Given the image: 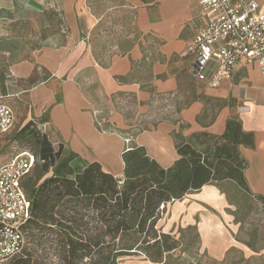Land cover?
<instances>
[{"label": "crops", "instance_id": "obj_1", "mask_svg": "<svg viewBox=\"0 0 264 264\" xmlns=\"http://www.w3.org/2000/svg\"><path fill=\"white\" fill-rule=\"evenodd\" d=\"M252 1L264 11V0ZM204 24L197 0H0V43L31 46L27 57L9 61L0 74V103L15 99L16 121L35 123L53 147L76 153L80 171L97 162L116 178L124 176L126 150L144 147L170 168L180 144L205 152L209 139L237 121L254 140L239 147L246 192L264 207V76L258 64L242 60L217 88L196 80L189 49ZM115 100L134 107L135 116L126 118ZM104 111L107 119H100ZM105 122L114 130H102ZM230 186L244 191L222 181L163 207L162 233L194 230L198 237L194 251L181 249V263L264 262V245L246 242L230 212ZM238 257L246 262L237 263ZM119 264L153 263L138 257Z\"/></svg>", "mask_w": 264, "mask_h": 264}, {"label": "trees", "instance_id": "obj_2", "mask_svg": "<svg viewBox=\"0 0 264 264\" xmlns=\"http://www.w3.org/2000/svg\"><path fill=\"white\" fill-rule=\"evenodd\" d=\"M18 138L30 140L39 159L22 183L32 200L25 245L7 264H52L46 261L52 253L58 260L53 264H119L132 256L162 263L179 247L175 237L158 228L163 207L222 181H234L247 191L239 147L254 144L253 136L230 120L226 133L209 139L212 145L205 152L190 142L180 144L179 159L170 168L144 147L126 150L124 176L116 178L97 162L76 171L72 163L77 154H64L62 146L56 150L33 122Z\"/></svg>", "mask_w": 264, "mask_h": 264}, {"label": "built area", "instance_id": "obj_3", "mask_svg": "<svg viewBox=\"0 0 264 264\" xmlns=\"http://www.w3.org/2000/svg\"><path fill=\"white\" fill-rule=\"evenodd\" d=\"M197 1L205 24L197 29L189 49L195 56L190 69L194 78L217 88L242 60L258 64L264 76V11L259 4L252 0ZM15 122L13 109L0 103V138L14 129ZM35 165L36 156L30 153L0 165V264L9 263L24 248V226L32 200L22 183Z\"/></svg>", "mask_w": 264, "mask_h": 264}, {"label": "rangeland", "instance_id": "obj_4", "mask_svg": "<svg viewBox=\"0 0 264 264\" xmlns=\"http://www.w3.org/2000/svg\"><path fill=\"white\" fill-rule=\"evenodd\" d=\"M25 30L30 33V27H25ZM2 41V40H0ZM31 46L27 42H20V43H6L1 42L0 43V74L5 72L7 70L8 62L10 61H18L21 60L24 57H27L30 54ZM7 51H12L14 54L12 58H7L5 56V53ZM4 101V100H3ZM17 101L15 99H8L7 101H4L5 104L12 107L16 104ZM118 102L115 100L114 104L116 109L121 112L126 118H132L135 116V109L134 107H130L128 105L121 106V104H117ZM162 104V102H160ZM158 105L160 108H163V105ZM164 109V108H163ZM161 110V109H160ZM18 111V110H17ZM162 111V110H161ZM155 112V109H151L148 114H152ZM163 113V111H162ZM108 111H104L102 115H100V119H107ZM159 118H164V114H160ZM158 118V119H159ZM144 121V122H143ZM147 119L144 118L142 120V124L147 123ZM101 122V121H100ZM100 126L102 127V130H108L112 131L114 128H112L110 125L108 126L107 123H101ZM25 126H23V122L21 121V118L17 117V121L15 122L14 129L4 137L0 138V165L8 163L16 156L30 153L35 155L36 148L33 145V143L30 140H27L25 138H18V134L22 131V129ZM42 134L44 132L39 129ZM127 136V135H126ZM131 138V137H128ZM56 150L59 149V146L54 147ZM65 154L68 153V151L64 152ZM39 158L36 157V162ZM81 163L74 161L72 163L73 167L76 168V171H80ZM34 169V168H33ZM52 172L48 175L51 176ZM227 191L229 192V200L232 204V208L230 210L231 213L235 216V221L239 222L241 224L240 233L243 239H246V242L254 243L255 246L264 245V207L261 205H257L256 201L248 195V193L244 190H239L237 188L228 187ZM256 204V205H255ZM48 235H51V233H47ZM175 239L179 242L178 252L173 254L172 253L166 255L163 261L167 260V264H183L181 263V249L184 250H190L194 251V249L197 246L198 243V237L194 230H188L181 235L175 236ZM27 245L28 247H31L30 240L27 239ZM138 257L144 256H132V257H124L119 260L125 261L129 259H134ZM49 263L57 262L58 260L56 257L53 256V253L46 259ZM244 258L238 257L237 263H245ZM202 264H214L213 262L203 259ZM253 264H264V262L254 261Z\"/></svg>", "mask_w": 264, "mask_h": 264}]
</instances>
